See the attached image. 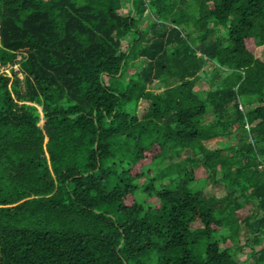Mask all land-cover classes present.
Segmentation results:
<instances>
[{"label": "trees", "instance_id": "1", "mask_svg": "<svg viewBox=\"0 0 264 264\" xmlns=\"http://www.w3.org/2000/svg\"><path fill=\"white\" fill-rule=\"evenodd\" d=\"M241 254L264 264V0H0V264Z\"/></svg>", "mask_w": 264, "mask_h": 264}, {"label": "rangeland", "instance_id": "2", "mask_svg": "<svg viewBox=\"0 0 264 264\" xmlns=\"http://www.w3.org/2000/svg\"><path fill=\"white\" fill-rule=\"evenodd\" d=\"M121 12L126 15L128 13V10L126 8H124L123 11H121ZM146 20L148 21V19H146ZM146 20H143V22H142L143 25L145 24ZM123 44L126 45L127 40H125L123 42ZM123 50H125V49L123 48ZM212 68H213V66H210V69H212ZM138 107H139V111H138V108L134 109L133 107H130V109H131L133 115H138L139 117H142L149 107V101L142 100L139 103ZM244 108H245V106H244ZM184 158H185V156H184ZM174 161H176V160H174L173 156L170 155L165 159L164 163L167 164V163H172ZM167 184H168V181L165 182V185H167ZM205 194H206V196H209V197L214 196V195L222 196L224 194V188L222 185L208 186L205 188ZM154 202L156 204H158V201L154 200ZM242 226L245 227L246 224L244 222H242ZM247 234H248L247 231H246V233L244 232L242 234V238L244 240L247 237ZM258 249H260V248H258ZM246 251H249V250L247 249ZM240 259H241L242 264H253V261L251 259H248L247 254H241Z\"/></svg>", "mask_w": 264, "mask_h": 264}, {"label": "bare ground", "instance_id": "3", "mask_svg": "<svg viewBox=\"0 0 264 264\" xmlns=\"http://www.w3.org/2000/svg\"><path fill=\"white\" fill-rule=\"evenodd\" d=\"M256 98V97H255ZM172 151V150H171ZM176 151V150H175ZM164 166V165H163ZM169 166V165H168ZM141 188V187H140ZM165 196H166V194H165ZM165 198V197H164ZM140 201V200H139ZM144 202V201H143ZM147 202V201H146Z\"/></svg>", "mask_w": 264, "mask_h": 264}]
</instances>
